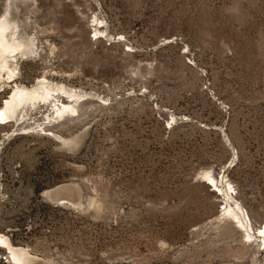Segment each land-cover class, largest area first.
Segmentation results:
<instances>
[{
    "label": "rangeland",
    "instance_id": "obj_1",
    "mask_svg": "<svg viewBox=\"0 0 264 264\" xmlns=\"http://www.w3.org/2000/svg\"><path fill=\"white\" fill-rule=\"evenodd\" d=\"M6 2L35 45L0 68V107L39 79L82 95L48 127L55 96L0 125V236L26 264H264L224 210L264 222V0Z\"/></svg>",
    "mask_w": 264,
    "mask_h": 264
},
{
    "label": "bare ground",
    "instance_id": "obj_2",
    "mask_svg": "<svg viewBox=\"0 0 264 264\" xmlns=\"http://www.w3.org/2000/svg\"><path fill=\"white\" fill-rule=\"evenodd\" d=\"M6 6H7L6 10L0 13V68L9 70L8 65H7L9 62L8 59L10 58V61H11L12 58H16L17 56L14 55L15 52H19L20 55H23L25 57L27 53L32 52L31 50L33 49V46L35 45V44L33 45V42L35 41H33V39L30 40V38H27V37L22 38L21 40L9 38L12 33V29H13L11 19H10L11 14L13 13L12 12L13 5L11 6L10 2H6ZM96 17L98 16L94 14V19ZM96 21H97V24H99L100 26L99 29H94V32L98 34V39H101L102 37L105 38L106 41H109L110 39H114L112 36L107 34L106 30L104 29L103 25H105V22L100 17L97 18ZM110 41H113V40H110ZM164 41L167 42L166 40ZM34 51H35V48H34ZM21 59H23V57ZM9 71L11 72V70ZM10 72L8 74H10ZM40 80L41 79L38 80L37 86L33 85L31 87H23V86L12 87L10 93L3 100L1 107H0V125H8V124H14L15 126L21 125L22 123L25 122L24 117L28 115L29 113L31 115L32 111L30 110L31 108H33V105L34 106L36 104H38V106L46 105V102L48 101V96H55L53 100L49 99L51 100V102H53V105L52 104L48 105L49 107L52 106L51 108L53 110L50 108L49 110L47 109L49 113L45 116H41L42 119H39L40 122L38 121L39 123L38 122L35 123L34 127L32 126V128L38 127L39 129L40 127L41 129V127L42 128L48 127L46 126V120L50 122L51 119L54 118L53 117L54 114H55V118H58V119H60L61 117L64 118L65 115L67 116L70 114H71V117L74 116L73 114L76 112L74 103L80 101V98H82L81 93H80L81 95L80 96L79 94H76L75 90L74 92L71 89L66 90L65 89L66 87L64 88L63 86H56V88L54 89V88H51L54 85L51 87H48L47 85L44 84L45 80H42V81ZM51 92H55L56 95L51 94ZM30 115H28V117ZM169 119L171 118L169 117ZM54 120H57V119H54ZM31 124L32 123H30V125ZM22 130H26V129H22ZM214 173L213 172L211 173V171L209 170L206 171L204 173V176L200 179V182L204 184L207 188H211L209 182H212L215 185V189H216L214 190L213 193H216V192L219 193L221 192L222 187L219 186L217 174L216 173L214 174ZM220 174L221 173L219 172V176ZM223 177H224V173H222V176L220 177V181H219L220 184L223 183L222 182ZM228 182L229 181H226V184L229 186L230 184ZM226 190H225V193L227 192ZM61 202L66 203L64 200H62ZM224 210L228 211L231 216L230 218L233 220L235 219L237 223L241 226V228L245 232H247L248 238H263L264 240V222L261 223L259 227L254 228L252 226L253 223L251 224L249 216L247 215L248 216L247 217L246 214H241V212L243 213L242 208H240L239 205H236V207H234L232 204H229L228 201H226V206L224 207ZM250 230L252 234L250 233ZM0 243L5 244V247L9 250L10 255L12 256V259L15 262L18 261V264H26L27 257L29 256V253L27 251L24 253L23 250L20 249L19 247L15 248L14 246H12V244H10L9 239H7L4 236H0ZM18 254L22 256V258L24 259V263L19 262V259L17 258Z\"/></svg>",
    "mask_w": 264,
    "mask_h": 264
},
{
    "label": "built area",
    "instance_id": "obj_3",
    "mask_svg": "<svg viewBox=\"0 0 264 264\" xmlns=\"http://www.w3.org/2000/svg\"><path fill=\"white\" fill-rule=\"evenodd\" d=\"M98 16V15H97ZM99 17V16H98ZM103 20V19H102ZM104 24V23H103ZM105 25H103V27H104ZM89 28H90V31H91V35L94 33V29H99L100 28V26H99V24H97L96 25V23H95V19L93 20V21H91L90 22V24H89ZM94 37L92 36L91 37V39H93ZM222 106V108H224L223 107V105H221ZM234 196H235V194H234ZM4 260V259H3Z\"/></svg>",
    "mask_w": 264,
    "mask_h": 264
}]
</instances>
